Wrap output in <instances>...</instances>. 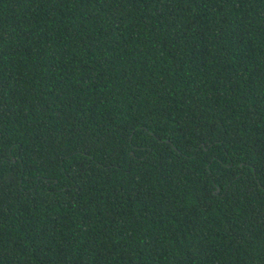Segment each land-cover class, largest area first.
Segmentation results:
<instances>
[{
	"label": "trees",
	"instance_id": "trees-1",
	"mask_svg": "<svg viewBox=\"0 0 264 264\" xmlns=\"http://www.w3.org/2000/svg\"><path fill=\"white\" fill-rule=\"evenodd\" d=\"M0 264H264V0H0Z\"/></svg>",
	"mask_w": 264,
	"mask_h": 264
}]
</instances>
